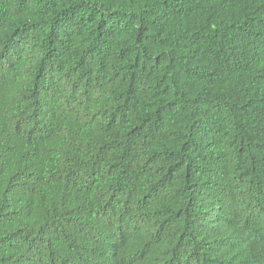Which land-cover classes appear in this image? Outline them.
I'll return each mask as SVG.
<instances>
[{"label": "trees", "instance_id": "1", "mask_svg": "<svg viewBox=\"0 0 264 264\" xmlns=\"http://www.w3.org/2000/svg\"><path fill=\"white\" fill-rule=\"evenodd\" d=\"M0 264H264V0H0Z\"/></svg>", "mask_w": 264, "mask_h": 264}]
</instances>
